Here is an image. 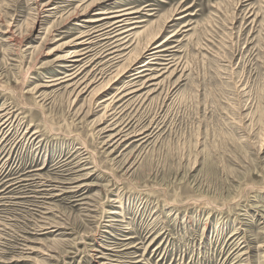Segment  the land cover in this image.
Instances as JSON below:
<instances>
[{
  "label": "rangeland",
  "instance_id": "1",
  "mask_svg": "<svg viewBox=\"0 0 264 264\" xmlns=\"http://www.w3.org/2000/svg\"><path fill=\"white\" fill-rule=\"evenodd\" d=\"M123 5L147 20L118 67L48 87L85 20ZM156 35L176 66L113 117L106 85ZM263 42L264 0H0V264H264ZM122 122L149 139L111 141Z\"/></svg>",
  "mask_w": 264,
  "mask_h": 264
},
{
  "label": "bare ground",
  "instance_id": "2",
  "mask_svg": "<svg viewBox=\"0 0 264 264\" xmlns=\"http://www.w3.org/2000/svg\"><path fill=\"white\" fill-rule=\"evenodd\" d=\"M121 6H117V7L114 6L109 9H104L100 11L99 13L97 12L99 14L97 18L90 17L85 20L87 24L85 23L86 25H83L84 29L80 30V32L76 35L74 39L75 41L77 40L76 43L78 44V47L71 50L69 54L64 58V61L62 62V64H60V66H62L64 70L60 72L62 75H58L56 77L53 76L52 79L50 78L49 79L50 83L47 85L48 87L58 86L63 83H67L69 81L76 79L79 75H81L89 67L95 64L98 65L102 63V62L96 63V61L99 60L100 58H101L100 61L106 58V61L108 63H111L110 68L112 67L113 69L114 67L115 68L118 67L120 62L123 61L125 58L124 56L126 55L125 53L126 50L130 49L131 46L133 45L131 41L132 40L134 41V38L135 37L137 38L140 35V32L136 31L138 30L137 28L141 29L142 27H144V26L141 27L140 25L147 20V19H144L143 16L140 15L142 10L137 9L136 7H133V6H125V7L124 5L123 7ZM147 6H150V4H147ZM56 8L57 7L53 6L49 8L48 10L56 9ZM147 13H149V10L147 11ZM185 15L186 14H184V16ZM187 26H188L187 24H183V27H187ZM178 34H179V30L171 33V35H169V37L167 38L168 40L166 42H168L169 40L175 41L176 39L175 37ZM157 37H158L157 35L152 37L150 41L148 42L146 47L148 48L147 50L150 51L149 52L150 56L148 57L147 61H145L139 66L140 69H138V71L132 72L133 70L132 71L129 70V71H123L121 73H118V75L115 78L113 77L114 79L111 78V80H109L110 82H108V84L106 85L105 90L107 91L114 90V92L111 94H108L109 96L106 97L104 100L102 99L101 103L102 102H103L102 104L106 103L104 106L105 111H107V113L112 111L110 115H113V117L115 116V114L118 112L120 108L122 107L129 108L130 103H132V100L130 98L135 97L137 93L140 90H142V88H144L146 84L153 82V80L157 78V76L155 77L154 73H152L154 70L156 71L168 70L169 68L176 66L174 64H175V51H176V48L178 47L177 42L176 44H172V45H169V44L165 45V43L162 41L152 44V42H154V40H156ZM9 40L10 41L16 40V36L12 32L9 36ZM130 51H132V49ZM151 64H157L159 68L158 67L155 68ZM96 65L93 66V69L91 68L92 71L94 72L96 70L98 71L100 70V66L96 67ZM98 73L101 74L102 75L101 78H103L104 72L102 73L99 71ZM152 84H155V83H150L149 85H152ZM128 97L129 99H126ZM118 102H121V104H119V108L114 110V106ZM1 111L5 112L7 111V108L3 107L0 109V112ZM4 114L6 115L8 114V112ZM140 126L139 125L134 126V124L131 125L130 122L129 123H124V122L119 123L118 125H116V127H114L116 132L112 134L111 139L110 138L109 139L111 141L113 139H116L115 142H118L119 140L124 141V140H129V139H133L134 141L143 140V142H146L150 137V133L148 131L151 125L148 127H145V126L140 127ZM38 133L39 131L36 130L34 131L33 134H38ZM78 165L82 166V169L80 170H85V169H90L92 167H95V166H90L91 164H88V160L86 156H84L79 161ZM89 174H92V173H89ZM79 179L80 177L79 178L76 177L66 183L74 184ZM39 183H41V186L45 185L44 183L41 182V180H39ZM59 183H62V182H59ZM82 186L84 185L83 184L81 185L78 184L75 186L65 185L64 187L66 188H59L57 186H54L55 188H59L58 190L62 192V193H57L55 195H61L67 192H75ZM46 187H49V185H46ZM49 188H44L43 191L44 190L49 191L50 190ZM79 190L81 191V189ZM84 198L85 197H82L76 200H82ZM234 234H237V233H234Z\"/></svg>",
  "mask_w": 264,
  "mask_h": 264
}]
</instances>
